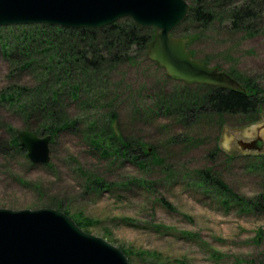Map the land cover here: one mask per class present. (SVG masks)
Instances as JSON below:
<instances>
[{
	"label": "rangeland",
	"instance_id": "obj_1",
	"mask_svg": "<svg viewBox=\"0 0 264 264\" xmlns=\"http://www.w3.org/2000/svg\"><path fill=\"white\" fill-rule=\"evenodd\" d=\"M209 4L215 11V0ZM216 14L207 29L188 22L173 36L196 35L189 47L196 60L239 73L264 91V16L252 25L254 34L232 30L228 13ZM37 26L39 34L40 29L52 33L46 25L0 28V91L12 88L19 94L25 88L39 99L54 91L64 103L55 111L59 125L77 124L54 136L48 165H33L25 153L8 146L18 139L17 131L51 135L43 131L49 117L41 106L45 98L25 114L0 102V209L64 213L87 234L122 250L130 264H264V103L262 114L248 117L206 111L197 100L208 92L206 86L169 78L136 48L132 61H106L99 69L76 62L52 67L54 33V46L36 38L35 64L20 71L4 59L2 45ZM75 42L59 43V50ZM71 81L84 85L78 101ZM165 98L177 101L171 102V114ZM96 135L108 149L120 148L121 139L134 145L126 156L111 149L104 156L92 146ZM257 141L259 149L240 146ZM154 150L158 160L146 153ZM207 169L231 194L199 181V171Z\"/></svg>",
	"mask_w": 264,
	"mask_h": 264
},
{
	"label": "water",
	"instance_id": "obj_2",
	"mask_svg": "<svg viewBox=\"0 0 264 264\" xmlns=\"http://www.w3.org/2000/svg\"><path fill=\"white\" fill-rule=\"evenodd\" d=\"M187 0H0V27L46 25L66 30H101L122 19L154 29L146 58L186 85L244 92L239 81L194 59L193 39L173 33L187 20ZM34 165L50 163L52 136L17 131ZM254 149V143L240 144ZM0 264H130L125 253L84 232L64 213L52 209H0Z\"/></svg>",
	"mask_w": 264,
	"mask_h": 264
},
{
	"label": "trees",
	"instance_id": "obj_3",
	"mask_svg": "<svg viewBox=\"0 0 264 264\" xmlns=\"http://www.w3.org/2000/svg\"><path fill=\"white\" fill-rule=\"evenodd\" d=\"M209 2L210 0H196L195 5L191 6L189 17L183 24L194 22L199 24L198 29H207L211 24L216 22V12H225L229 15L228 17L232 25V30H243L255 34V29H252V25L255 21L264 16V0H215L217 4L215 6V11L209 10ZM211 4H213V2H211ZM129 20L131 22L129 25H121L120 22H118L101 30H66L58 27H46L49 30L52 29L54 36L49 31L43 29H40L42 32L39 34L36 32V29H39V26L35 28H27V30L22 31L20 35L13 38V41L11 42L12 44L2 45L4 59H7L8 62L12 63V66L19 68L20 71L28 70V68L32 64H35L36 61L34 59L36 55H34L31 49L33 44L35 45L40 42L37 41L38 39L36 38L43 37V43L46 41L48 45L54 46L55 43L51 40L52 35L54 41L58 42V44H56L57 47L53 49L56 50V54L51 56L52 60L49 59L52 67H55L57 64L56 66L62 68L63 65H69L72 62H76L77 64L84 63L86 69H99L106 61H111V63L114 64H118L122 60L132 61L135 58L134 56H131V51L134 48L140 49V51L143 52L142 54L147 52L148 45L154 36V30L151 31V34L144 33L143 30L145 29L135 25L131 19ZM181 26L177 30H179ZM58 37L65 39L59 41ZM72 38H76V42ZM196 38V35L193 36L192 39H194V42L196 41ZM67 40L75 43L67 45V47H65L67 48L66 51L65 49L59 50V43L64 44ZM193 41L190 46L193 44ZM46 50L50 52V49H44V51ZM192 54L195 58L193 52ZM89 55H91V57H89ZM202 61L208 63L206 60ZM227 73L241 83L244 92L207 87L208 92L205 95L198 96L197 100L202 104L199 107L202 109L206 107V111H211L220 117L226 115H241L243 117H248L262 114L260 106L264 103V91H261L258 86L254 82L249 81V79L238 76L237 74L239 73ZM64 83H66V81ZM72 86L74 88L73 98L77 100L80 98L79 93L84 85L83 83L73 81ZM11 90L12 92L9 90L0 91V102L5 101L9 104L17 105L18 109H20L23 114L31 112L34 109L36 110L38 100L45 98L41 106L44 107L43 110L45 112H48L49 117L45 122L47 126L45 125L43 127V131L50 133L53 136L52 143L54 136L57 133L61 130H69L72 126L77 124L59 125V123L62 122L59 121L60 116L57 115L55 111L56 109L61 108L64 103H62V100H60L58 94L54 91H52V95H45L39 99L38 94L35 91L32 92L31 96L26 94L27 92L25 88L18 89L19 94L16 93L14 89L11 88ZM99 94L103 93L99 92ZM176 100H179V98L177 97ZM174 101L175 100L167 101L166 98L164 99L167 114L172 113L173 105L171 102ZM176 103L177 101L174 102V105H176ZM176 112H178V110H176ZM181 117V121L186 122L185 119L188 118V115L185 114V116ZM112 118H116L114 114ZM93 127H95V125H93ZM9 132L12 133L11 129H9ZM100 137L96 135L94 137L95 139L91 140V143L93 147L101 149L104 156H109L110 152L108 151L110 149L113 150L112 152H117L118 154L126 156L130 153L132 146L134 145L127 140L121 139L120 148L113 146L108 149L104 146L106 141ZM8 147H10V149L22 151L27 156L26 150L15 137L9 141ZM154 152L155 150L153 153H150V151H147L146 153L148 156H152L154 160H158L159 157ZM135 160L138 161L139 156H137ZM159 161L163 162L162 160ZM199 175V181L205 183V185L207 183L213 184L218 190L231 194L228 186L221 180L218 181L213 173H211L210 169L199 171ZM96 185H99V183H96ZM236 198L238 201L243 202V199L239 197ZM163 203L168 209H173L167 202ZM247 204L251 203L248 202Z\"/></svg>",
	"mask_w": 264,
	"mask_h": 264
},
{
	"label": "flooded vegetation",
	"instance_id": "obj_4",
	"mask_svg": "<svg viewBox=\"0 0 264 264\" xmlns=\"http://www.w3.org/2000/svg\"><path fill=\"white\" fill-rule=\"evenodd\" d=\"M252 143H254V148H256V149H259L260 147H261V144L257 141V143L256 142H252Z\"/></svg>",
	"mask_w": 264,
	"mask_h": 264
}]
</instances>
